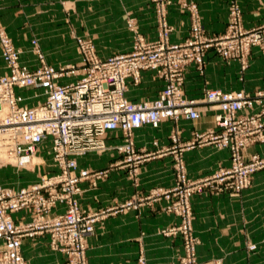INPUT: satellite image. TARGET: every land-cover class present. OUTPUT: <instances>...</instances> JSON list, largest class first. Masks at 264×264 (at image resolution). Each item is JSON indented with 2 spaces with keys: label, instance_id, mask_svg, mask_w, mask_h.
I'll list each match as a JSON object with an SVG mask.
<instances>
[{
  "label": "built area",
  "instance_id": "1",
  "mask_svg": "<svg viewBox=\"0 0 264 264\" xmlns=\"http://www.w3.org/2000/svg\"><path fill=\"white\" fill-rule=\"evenodd\" d=\"M152 1L160 6L168 2ZM162 27L166 29L167 23L163 22ZM230 37L227 32L211 37L209 43L203 45H198L195 35L180 43H170L164 37L155 40L137 37L130 52L105 58L98 57L91 46L80 42L82 60L78 67H54L40 55L39 66L31 69L20 62L11 39L0 32L7 69L0 75V168L10 158L27 159L47 141L53 164L58 169L17 190L0 184V264H26L21 241L36 231L48 232L50 247L66 255L65 264H86L87 235L93 232L96 221L116 209L90 213L79 206L77 195L82 192L79 183L89 179L94 184L104 172L79 168L75 156L103 148L102 137L110 130H121L125 147L133 151L131 133L134 129L143 125L157 127L165 119L193 120L198 117V104L213 105L218 111L215 123L221 131H194L192 140L182 146L177 136L172 135V143L179 147L174 146L173 150L175 167L183 172L181 151L195 144L226 147L231 152L230 166L191 185L186 193L215 184L222 191L232 192L247 187L252 175L264 169V156L252 153L246 158L242 153L250 144L264 142V91L250 95L245 91L206 89L202 99H190L182 89V70L186 65L201 64L206 48L223 45ZM144 70L154 71L163 79V87L154 99L132 102L125 96L126 80L139 82ZM76 74L80 76L78 80L62 82L63 78ZM16 88L41 90L35 96L43 94L45 98L27 106L25 97L17 94ZM59 205L63 211L52 214ZM20 210L32 214L31 222L16 223L12 219L11 213ZM191 262L189 260V264ZM137 264L147 263L140 258Z\"/></svg>",
  "mask_w": 264,
  "mask_h": 264
},
{
  "label": "crops",
  "instance_id": "2",
  "mask_svg": "<svg viewBox=\"0 0 264 264\" xmlns=\"http://www.w3.org/2000/svg\"><path fill=\"white\" fill-rule=\"evenodd\" d=\"M171 1L167 10L168 22L173 27L169 34V41L180 43L188 36L189 13L179 9L176 3L178 0ZM192 1H195L198 6L203 28L211 34L223 33L227 23L230 0ZM98 4L100 5L98 10L103 13L106 9L112 13V5H124L126 10L138 20L140 32L145 39H155V16L150 0H102ZM243 6L246 19L262 20L264 17V2L261 9L258 3L249 0H246ZM130 50L129 48L120 50L108 47L105 51L112 53L101 56V58L120 52L126 53ZM261 58L257 78H255L256 72L252 70L253 66L248 71L246 82L243 85L237 79L236 63L226 65L216 54L207 53L204 79L199 75L194 64L187 66L183 83L184 95L190 99H198L202 96L204 86L224 91L243 86L251 89L254 88L255 83L264 87V56ZM5 71L6 68L2 61L0 74ZM79 77H65L62 82L76 81ZM161 87L162 82L154 77V71L144 70L141 72L138 83H134L130 78L126 80L125 96L132 101L154 99ZM33 91L39 93L36 90ZM25 100H27L26 97ZM24 104L31 106L29 102H24ZM217 112V109L211 110L207 116L201 117L194 123L185 119H179L176 123L172 120H165L160 122L156 128L144 125L134 129L135 146L153 153L154 149H157L151 144L153 138H157L159 146H169V133L174 126L180 132V141L188 140L193 129L197 131L213 127L218 129L215 124ZM248 152H258L264 156V145L251 146ZM171 158L169 152L147 157L144 162L145 166L139 175L138 186H134L127 178L125 171L118 168L112 169L106 178L98 182L95 189L89 188L87 181L80 182L79 186L83 190L79 199L81 207L98 210L109 207L116 201L129 198L136 191H144L157 185L171 186L174 180L170 168ZM183 158L191 179H201L213 174L220 167H228L231 164L228 149H218L209 144L196 145L184 150ZM51 160V156L47 157L44 163L33 172L16 171L11 167L4 168L0 170V176H6L14 183L5 184L0 181V184L17 190L28 183L37 182L39 177L58 171L51 164ZM76 160L79 168L99 169L108 163L110 157L105 154L95 155L93 152H88L87 155L77 156ZM21 180L22 183H20ZM193 200L196 215L194 225L204 244L218 241L232 247L222 256L227 261L237 258V254L240 260L249 257L253 260L264 261V169L253 175L252 185L244 189L239 196H232L228 192L218 196L201 192L195 194ZM162 203L154 204L153 207H141L139 211L129 209L111 213L101 223H97L94 233L87 237L88 263L127 264L133 262L142 250L149 264H167L175 248L172 246L171 239L159 234V229L174 222L175 218L160 211ZM62 211L63 207L59 205L53 209L52 214ZM11 217L16 223H29L32 214L27 210H20L11 213ZM249 241L257 243L260 248L257 252L246 255L242 247ZM177 245L176 240L175 246ZM241 250L242 252L239 253ZM21 254L26 264H65L66 262V255L63 252L50 247L49 234L46 231H36L33 235L24 236L21 241Z\"/></svg>",
  "mask_w": 264,
  "mask_h": 264
},
{
  "label": "rangeland",
  "instance_id": "3",
  "mask_svg": "<svg viewBox=\"0 0 264 264\" xmlns=\"http://www.w3.org/2000/svg\"><path fill=\"white\" fill-rule=\"evenodd\" d=\"M99 1L102 0H0V32H4L11 39L14 48L19 53L20 62L31 69L39 66L40 55L46 63L52 66L55 65L57 67H65L74 65L75 67H78L82 60V48L80 42H85L86 44L91 46L92 50L98 57L99 55L101 57L112 53L105 51L106 49H108V47L120 50L129 48L132 50L133 44L137 37L145 38L140 32L138 20L131 14L130 11L126 10L124 5L120 4L115 6L112 5V13H110V11L107 9L103 13L102 11L98 10V7L100 6L98 4ZM245 1L246 0H230L228 2V17L226 27L223 33L217 35L211 34L203 28L201 16L199 14L198 6L195 1L178 0L176 2L181 11H187L189 13L190 21L187 38L195 35L198 45L209 43L208 40L211 37H219L225 35L227 32H230L231 34V37L227 41H225L223 45H213L206 48L203 51L201 64L188 63L182 70L183 78L185 76L187 66L190 64H194L199 75L204 79L205 66L207 64L205 57L207 53L216 54L226 65L236 63L237 79L243 85L246 82V75L248 71H250L253 66L254 67L252 70L256 72L255 78H257V69L260 66L259 59H262L261 57L264 56V17H262V20L246 19V15L243 10ZM249 1L258 3L260 9L263 7L264 0ZM150 2L152 4L155 16V39L164 37L169 41V34L171 33L173 27L168 22L167 10L172 1L168 0V2L163 6L157 5L152 0H150ZM102 8L103 6L101 4V9ZM232 12L236 13L234 14ZM163 22L167 23L166 29L162 27ZM186 39H184L183 41H185ZM219 49L221 51H219ZM223 50L228 53H223ZM122 53L125 52H120L119 54ZM2 61L4 62L0 46V63ZM80 73L81 72H79V74ZM79 74H76L73 77L77 78ZM154 77L159 78L155 72ZM159 79L161 80L163 87L164 81L161 78ZM206 89L210 88L204 86L202 88V91L204 92ZM229 91H245L250 95H254L258 91H264V87H262L261 84L255 83L254 88L251 89H247L243 86L241 88L231 89ZM15 92L22 95L23 97H26L27 100H25L24 102H29L31 106L37 104L39 101L44 100L45 98L43 94H38V96H35L34 91L30 89L16 88ZM38 92H41V90H39ZM202 97L203 93L202 96L198 99H202ZM146 100L151 99L130 101L142 102ZM214 109H216L215 106L201 102L200 104H198V117L196 119L192 120L186 117H182L180 119H185L189 122L194 123L201 117L207 116L209 111ZM178 120L172 121L176 123ZM214 129L217 130V132L221 131V129H216L215 127L203 129L201 131L193 129V131L191 132V137L188 140L180 141V132L177 127L174 126L169 133V146H159L157 138L152 139L151 144L157 148L154 149L153 153L147 152L145 151V149L137 148L135 146L133 138L134 130L131 133L133 151H128L127 147H125V136L123 135V132L121 130L107 131L102 137L104 143L103 148L92 149L84 152L83 154L75 156L76 159L77 156H84L87 155L88 152H93L95 155L105 154L107 157H110L108 163L103 165L99 169H90L84 167V169H88L90 172H104L103 176L95 180L94 184L89 179H84V181L88 182L89 188L95 189L98 185V182L106 178L108 176V173L115 168L123 169L127 178L132 182V184L134 186H138L139 175L141 174V170H143V167L145 166L144 162L146 158L152 155H158L166 152H169L172 156L170 161V168L174 179L173 184L169 187L157 185L144 191H136L129 198H126L119 202L116 201L109 207L98 210H91L81 207L79 199L83 190L80 187L82 192L77 195L79 206L84 209V211L90 213L100 212L102 210H106L107 208H115L116 211L111 213H116L129 209L139 211L141 207H153L154 204L163 202L159 208L160 211L175 218L174 222H171L159 229V234L171 239L173 241L172 246L175 248L172 257L167 264H189V260L192 261L191 264H227V262L229 264H264V261H258L255 259L253 260L249 257L240 260L238 257L239 254H237V258L235 257V259H230L227 261L226 258L222 256L227 250H231L232 247L230 248V246H227L226 244L220 243L218 241L210 244H204L195 228L194 222L196 219V215L194 212L193 200L195 194L206 192L207 194L218 196L222 193L228 192L232 196H239L244 189H247L252 185L253 175L256 173L255 172L252 175L249 185L238 192H232L229 190L222 191L218 188V185L215 184L214 186L206 185L200 190L186 193L188 187H192L191 185H195L196 183H198V181L213 176L220 172L222 169L228 168L229 166L220 167L213 174L205 176L201 179H191L188 176L186 163L183 158V151L187 149H183L181 151L184 170L183 172H180L175 167V159L173 153L174 146L175 148H179L177 147L178 144L182 146L186 142H190L192 140L194 131L203 133L208 130ZM172 135L177 136L178 144L172 143ZM107 141L111 142L109 143ZM203 144L205 143L195 144L194 147L196 145ZM209 145H214L218 149H228L226 147H218L215 144ZM256 145H264V142L257 141L245 147L242 151L243 156L249 158L252 153H249L248 149L251 146ZM49 146V142H42L39 145L36 153H34L33 155H30V157H28L27 159L10 158L8 159L7 163L1 166L0 170L11 167L16 171L28 170L33 172L44 163V159L51 156V153L49 152ZM51 164L54 166L52 160ZM181 174L183 176H181ZM183 177L184 180H182ZM0 181L5 184L14 183V181L10 180L6 176L3 177L2 175L0 176ZM34 182L28 183L22 187L31 185ZM20 183H22V180L20 181ZM10 189L16 190L13 188ZM128 203L131 204L128 206ZM105 217L100 218L94 223V230L95 225L97 223H101L102 220L105 219ZM94 230L91 234L94 233ZM89 235H87V237ZM87 237L85 247V261L86 264H89L86 255ZM176 240L178 241L177 246H175ZM242 248L243 250H245L243 252H245L246 255H251L257 252L260 247L257 243L249 241ZM240 252H242V250L239 251V253ZM211 255H213V257H211ZM140 258H143L145 262L149 264L142 250H140L138 256L133 262H129L127 264H137Z\"/></svg>",
  "mask_w": 264,
  "mask_h": 264
}]
</instances>
